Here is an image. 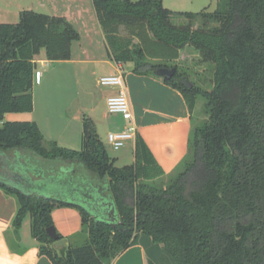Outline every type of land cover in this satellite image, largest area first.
<instances>
[{
	"label": "trees",
	"instance_id": "1",
	"mask_svg": "<svg viewBox=\"0 0 264 264\" xmlns=\"http://www.w3.org/2000/svg\"><path fill=\"white\" fill-rule=\"evenodd\" d=\"M93 4L109 58L133 62L141 75L161 77L160 67H176L172 78L162 77L164 83L181 92L191 116L198 97H204L208 117L193 125L189 152L167 180L140 134L135 161L123 167L115 165L88 117L81 149L48 141L36 122L4 116L33 110L35 56L45 49L49 60L69 59L79 32L63 16L34 10L22 11L17 23H0V189L18 202L15 240L29 215L40 253L53 264H111L138 233L162 245L175 264H264V0H218L215 11L201 13L172 11L163 0ZM173 15L193 21L201 16L203 26L175 24ZM186 46L201 62L213 64L211 90L181 82L189 78L171 62ZM27 153L62 160L74 176L87 172L93 187L86 185V202L21 188L1 177L17 155ZM99 197L114 202L115 225L88 202ZM57 207L75 208L82 218L81 230L62 250L47 233Z\"/></svg>",
	"mask_w": 264,
	"mask_h": 264
},
{
	"label": "crops",
	"instance_id": "2",
	"mask_svg": "<svg viewBox=\"0 0 264 264\" xmlns=\"http://www.w3.org/2000/svg\"><path fill=\"white\" fill-rule=\"evenodd\" d=\"M39 9H46L40 13L65 17L77 29L79 38L71 44L69 59L49 60L45 49H41L35 56L33 110L8 112L5 120L34 121L48 141L69 148L77 147L74 145L81 141L85 117L95 123L98 133L104 124L108 126L109 134L122 131L126 127L124 115L110 116L107 110V99L117 92L116 88L104 86L101 95L95 96L89 82L92 77L123 73L137 134L148 144L164 170V176L172 174L189 152L194 125L181 92L165 84L162 77L135 73L133 62H117L109 58L93 0H0V23L17 21L15 19H20L24 10L39 12ZM182 54L181 51L180 58L171 63L177 64ZM99 107L104 109L99 111ZM99 136L101 138L100 133ZM133 140L135 146L136 138ZM17 209V199L0 189V264H53L49 257L40 253V243L31 232L29 215L30 232L26 229L25 218L19 239L15 240L12 223ZM52 215L55 227L64 238H70L82 228L81 214L75 208L57 207ZM111 264L175 262L162 245L138 233L132 245L113 258Z\"/></svg>",
	"mask_w": 264,
	"mask_h": 264
},
{
	"label": "rangeland",
	"instance_id": "3",
	"mask_svg": "<svg viewBox=\"0 0 264 264\" xmlns=\"http://www.w3.org/2000/svg\"><path fill=\"white\" fill-rule=\"evenodd\" d=\"M164 6L175 12H213L217 9L218 0H163ZM85 4V3H84ZM41 10L46 9H39ZM17 21H10L9 23H17L20 19H15ZM173 22L179 25H188L193 23V26H203L204 19L199 16L194 21L185 16L173 15ZM213 25L210 22L209 26ZM182 58L178 61V66L182 74H186L189 80L203 89L211 90L213 87V77L214 70L213 64L207 62H201L200 54L195 51L191 46H186L182 49ZM100 77H92L89 84L90 90L95 96H100L104 86L99 83ZM82 100H84V95H81ZM85 101V100H84ZM206 100L204 97L199 96L197 99V104L193 112V123L194 125H199L207 119V113L205 111ZM104 107H99V111L103 110ZM108 110V106H107ZM111 116V114H110ZM105 122L108 120L105 119ZM106 124L101 125L100 134L101 139L107 146L108 153L112 159L115 160V165L118 167H123L128 164H132L135 158L134 151V140H128L126 145L118 150L114 149L109 142V131ZM77 147H70L74 149H81V141L76 143ZM15 167L16 172L12 169ZM53 167L57 170L53 171ZM8 170L7 174L1 175V177H7V180L11 184L18 185L19 187H34L35 190L41 193H50L64 200H83V196L90 191L87 189L86 185L91 184V179L89 174L85 171L79 172L76 176L73 173L67 171L68 166L62 160H46L34 153H27L22 156L15 158V162L7 165L5 167ZM19 170V171H18ZM15 173V174H14ZM171 174L164 176L165 180L170 177ZM31 188V189H34ZM95 192V191H92ZM89 193V192H88ZM26 229L28 233L30 232V222L29 216L26 217Z\"/></svg>",
	"mask_w": 264,
	"mask_h": 264
},
{
	"label": "built area",
	"instance_id": "4",
	"mask_svg": "<svg viewBox=\"0 0 264 264\" xmlns=\"http://www.w3.org/2000/svg\"><path fill=\"white\" fill-rule=\"evenodd\" d=\"M39 73H37V76ZM102 86L116 88L117 92L107 99L108 112L110 114H122L125 117L126 127L122 131L111 132L109 142L116 150L124 147L128 140L135 139L137 125L131 110L130 101L125 88L123 73L102 76L99 79Z\"/></svg>",
	"mask_w": 264,
	"mask_h": 264
},
{
	"label": "water",
	"instance_id": "5",
	"mask_svg": "<svg viewBox=\"0 0 264 264\" xmlns=\"http://www.w3.org/2000/svg\"><path fill=\"white\" fill-rule=\"evenodd\" d=\"M177 72L176 67H160L157 70V74L164 78H172ZM181 82L187 87L191 88L193 87V83L188 79H181ZM94 206L100 208L103 210V213L106 215V218L115 225L118 217L116 213V208L114 205V202L112 199L110 200H101L100 197L98 198L96 204H93ZM47 233L50 237H52L55 242L52 244V246L57 250H62L69 245V239L68 238H59L58 230L55 227V225L49 226L47 228Z\"/></svg>",
	"mask_w": 264,
	"mask_h": 264
},
{
	"label": "flooded vegetation",
	"instance_id": "6",
	"mask_svg": "<svg viewBox=\"0 0 264 264\" xmlns=\"http://www.w3.org/2000/svg\"><path fill=\"white\" fill-rule=\"evenodd\" d=\"M85 202H86V200L85 199H83ZM90 204H96V202H97V199H94L93 201H88Z\"/></svg>",
	"mask_w": 264,
	"mask_h": 264
}]
</instances>
